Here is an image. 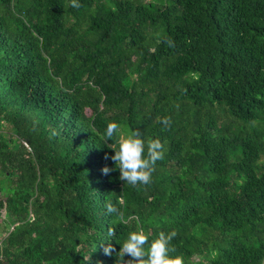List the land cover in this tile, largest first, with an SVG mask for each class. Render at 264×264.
I'll return each mask as SVG.
<instances>
[{
	"label": "trees",
	"instance_id": "1",
	"mask_svg": "<svg viewBox=\"0 0 264 264\" xmlns=\"http://www.w3.org/2000/svg\"><path fill=\"white\" fill-rule=\"evenodd\" d=\"M75 2L0 0V264H127L135 230L264 264V0ZM109 122L160 141L150 183Z\"/></svg>",
	"mask_w": 264,
	"mask_h": 264
},
{
	"label": "clouds",
	"instance_id": "2",
	"mask_svg": "<svg viewBox=\"0 0 264 264\" xmlns=\"http://www.w3.org/2000/svg\"><path fill=\"white\" fill-rule=\"evenodd\" d=\"M72 6H77L75 0ZM161 122L167 124V119ZM114 135L116 139L114 145L110 147L113 150L111 159L119 169L120 179L133 186L150 183L156 161L162 158L160 141L153 139L146 145L139 132L121 134L118 123L109 122L105 129L106 141H112ZM102 171L106 174L110 169L104 167ZM108 211L117 210L109 207ZM175 236V231L168 233L161 231L150 240L142 230L130 231L120 245L121 256L127 254L132 258L127 264H183L181 257L170 254L173 251L170 242ZM104 252L111 254L110 243L104 247Z\"/></svg>",
	"mask_w": 264,
	"mask_h": 264
},
{
	"label": "rangeland",
	"instance_id": "3",
	"mask_svg": "<svg viewBox=\"0 0 264 264\" xmlns=\"http://www.w3.org/2000/svg\"><path fill=\"white\" fill-rule=\"evenodd\" d=\"M3 218V217H2Z\"/></svg>",
	"mask_w": 264,
	"mask_h": 264
}]
</instances>
